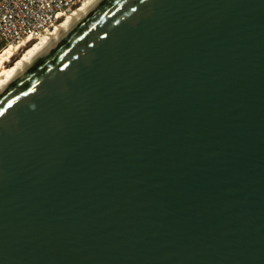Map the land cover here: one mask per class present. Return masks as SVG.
Masks as SVG:
<instances>
[{
  "label": "water",
  "instance_id": "1",
  "mask_svg": "<svg viewBox=\"0 0 264 264\" xmlns=\"http://www.w3.org/2000/svg\"><path fill=\"white\" fill-rule=\"evenodd\" d=\"M0 264H264V0H104L17 79Z\"/></svg>",
  "mask_w": 264,
  "mask_h": 264
},
{
  "label": "bare ground",
  "instance_id": "2",
  "mask_svg": "<svg viewBox=\"0 0 264 264\" xmlns=\"http://www.w3.org/2000/svg\"><path fill=\"white\" fill-rule=\"evenodd\" d=\"M103 1L82 0L71 13L68 12L72 9L59 13L39 39L5 46L9 47L0 54V96Z\"/></svg>",
  "mask_w": 264,
  "mask_h": 264
},
{
  "label": "built area",
  "instance_id": "3",
  "mask_svg": "<svg viewBox=\"0 0 264 264\" xmlns=\"http://www.w3.org/2000/svg\"><path fill=\"white\" fill-rule=\"evenodd\" d=\"M82 0H0V46L39 39Z\"/></svg>",
  "mask_w": 264,
  "mask_h": 264
},
{
  "label": "rangeland",
  "instance_id": "4",
  "mask_svg": "<svg viewBox=\"0 0 264 264\" xmlns=\"http://www.w3.org/2000/svg\"><path fill=\"white\" fill-rule=\"evenodd\" d=\"M75 9V8H74ZM73 11V9L71 10V11H69L68 13H71ZM9 47V46H8ZM8 47H5V49H4V47H1L0 46V54H2ZM4 49V50H3ZM3 50V52H1Z\"/></svg>",
  "mask_w": 264,
  "mask_h": 264
},
{
  "label": "trees",
  "instance_id": "5",
  "mask_svg": "<svg viewBox=\"0 0 264 264\" xmlns=\"http://www.w3.org/2000/svg\"><path fill=\"white\" fill-rule=\"evenodd\" d=\"M4 49H5V48H4ZM4 49H3V50H4ZM3 50H2L1 52H3Z\"/></svg>",
  "mask_w": 264,
  "mask_h": 264
}]
</instances>
